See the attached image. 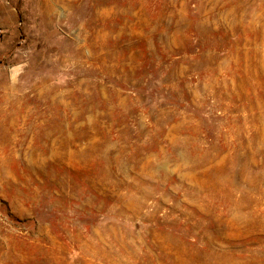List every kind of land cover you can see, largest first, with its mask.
<instances>
[{
	"label": "rangeland",
	"instance_id": "obj_1",
	"mask_svg": "<svg viewBox=\"0 0 264 264\" xmlns=\"http://www.w3.org/2000/svg\"><path fill=\"white\" fill-rule=\"evenodd\" d=\"M0 264H264V0H0Z\"/></svg>",
	"mask_w": 264,
	"mask_h": 264
}]
</instances>
